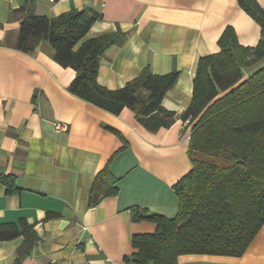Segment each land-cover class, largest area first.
<instances>
[{"label": "crops", "instance_id": "obj_1", "mask_svg": "<svg viewBox=\"0 0 264 264\" xmlns=\"http://www.w3.org/2000/svg\"><path fill=\"white\" fill-rule=\"evenodd\" d=\"M255 1L264 10V0ZM23 3L0 0V177L13 178L15 190L8 194L0 181V224L33 225L38 242L21 264H134L123 261L134 252L131 237L154 233L155 224L134 222L132 210L173 218V187L192 168L194 123L182 116L199 59L219 52L228 27L240 46L255 47L260 27L237 0H36V14L49 18L71 9L98 13L85 39L121 30L125 43L100 60V86L122 88L146 66L155 75L176 71L161 101L174 121L163 127L159 115L139 120L128 108L115 115L71 94L75 72L52 59L47 42L31 54L16 50L22 16L15 11ZM255 65L243 69L242 81ZM56 123L66 131H55ZM104 169L117 195L89 208ZM22 242L0 241V264H14ZM177 264H264V224L241 256L184 255Z\"/></svg>", "mask_w": 264, "mask_h": 264}, {"label": "trees", "instance_id": "obj_2", "mask_svg": "<svg viewBox=\"0 0 264 264\" xmlns=\"http://www.w3.org/2000/svg\"><path fill=\"white\" fill-rule=\"evenodd\" d=\"M237 3L260 27V39L255 47H242L228 27L218 40L219 52L199 59L192 99L182 116L194 123L187 151L192 168L173 187L177 213L167 218L133 209L132 220L151 222L155 231L133 235L134 252L124 262L177 264L184 255L238 257L264 224V66L242 81L243 69L264 58V10L255 0ZM35 9L36 0H24L15 11L22 16L16 50L31 54L47 42L52 59L75 72L68 87L74 96L115 115L128 108L139 120L161 116L163 127L173 123L161 101L177 82L176 71L155 75L146 66L122 88L108 90L97 83V72L104 52L125 43L121 30L85 39L101 20L98 13L71 9L49 18ZM0 181L8 194L15 191L13 178ZM116 195L115 179L104 169L94 178L88 206ZM33 228L24 220L0 224V241L23 237L14 264H21L38 242Z\"/></svg>", "mask_w": 264, "mask_h": 264}, {"label": "rangeland", "instance_id": "obj_3", "mask_svg": "<svg viewBox=\"0 0 264 264\" xmlns=\"http://www.w3.org/2000/svg\"><path fill=\"white\" fill-rule=\"evenodd\" d=\"M264 66V59H262L257 65H255L254 67H253V71H249V70H244V74L245 73H248V72H251V74H252V72H255V71H257V70H259L260 68H262Z\"/></svg>", "mask_w": 264, "mask_h": 264}, {"label": "built area", "instance_id": "obj_4", "mask_svg": "<svg viewBox=\"0 0 264 264\" xmlns=\"http://www.w3.org/2000/svg\"><path fill=\"white\" fill-rule=\"evenodd\" d=\"M53 126H54L55 131H66V129H67L65 125H62L59 123H56Z\"/></svg>", "mask_w": 264, "mask_h": 264}]
</instances>
